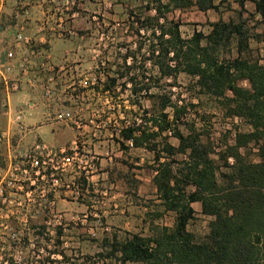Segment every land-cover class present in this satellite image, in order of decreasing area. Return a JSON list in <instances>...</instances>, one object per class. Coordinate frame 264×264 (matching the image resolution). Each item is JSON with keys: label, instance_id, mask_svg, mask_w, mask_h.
Returning a JSON list of instances; mask_svg holds the SVG:
<instances>
[{"label": "trees", "instance_id": "1", "mask_svg": "<svg viewBox=\"0 0 264 264\" xmlns=\"http://www.w3.org/2000/svg\"><path fill=\"white\" fill-rule=\"evenodd\" d=\"M223 5L233 12L229 19L211 21L208 32L195 30L189 37L182 34V21L168 16L193 8L220 11ZM145 7L156 11L138 21L153 29L150 58L158 72L140 79L128 76L133 67L125 65L120 75L128 76L135 95L146 91L151 107L144 108L141 124L134 122L121 134L154 152L152 184L162 210L153 216L164 211L175 216L149 236L106 238L107 256L139 264H264V51L253 45L264 44V0H147ZM181 74L198 97L213 100L225 118H239L244 128L234 124L216 141L210 130L189 120L190 108L203 100H174L164 87L176 86ZM153 83L160 91L149 94ZM124 175L135 182L129 172ZM196 202L211 216L204 234L189 229Z\"/></svg>", "mask_w": 264, "mask_h": 264}, {"label": "rangeland", "instance_id": "2", "mask_svg": "<svg viewBox=\"0 0 264 264\" xmlns=\"http://www.w3.org/2000/svg\"><path fill=\"white\" fill-rule=\"evenodd\" d=\"M146 4L147 0H64L63 23L80 25V30L74 36L87 44L91 57L89 67L80 68L79 71L90 69L102 79L95 92H80L79 98L72 101L78 105V109L83 108L79 115L86 125L77 128L67 124L80 132L75 138H79L81 147L91 150L97 159L93 172L85 175V172L80 171L77 175L80 195L66 191L65 201L61 204L66 218L65 264H139L130 261L124 263L114 256H107L110 246L105 245V239L112 241L117 236L122 240L135 233L149 236L154 233L155 227L170 226L174 221L173 212L164 211L162 217L153 216L157 210H162L157 189L152 184L155 174L152 166L156 165L154 152L127 145L121 134L126 124H141L144 108L151 107V100L144 97L145 90L139 95L132 92L133 84L128 76L136 74L141 79L143 73L155 77L158 72L157 68H153L155 58H150V45L155 39L153 29L142 27L138 21L139 17L143 19L144 16L156 14L154 9L148 10ZM248 7L253 9L250 3ZM232 13L223 5L220 11L204 12L193 8L176 10L168 16L180 19L183 36L189 37L195 30L208 32L211 21L220 17L229 19ZM251 22L254 24V21ZM63 28L69 34V30ZM253 45L264 51V44L253 42ZM144 61L145 69L142 68ZM125 65L133 68L128 76L122 77L121 72L127 71ZM113 77L117 78L114 85L110 82ZM170 80L161 84H167ZM189 83L190 78L181 74L176 86H164L172 91L174 100L178 96L181 100L193 103L203 100L198 107L190 108L189 120H194L198 127L204 126L210 130L211 137L216 141L234 124L243 127L239 118H225L213 100L206 96L198 97L197 92L190 89ZM243 84L247 85L246 82ZM152 86L149 94L160 91L156 83ZM106 89H110L108 93L104 92ZM84 90L81 88V91ZM40 114V111H35L30 116L26 112V122L37 121ZM203 115H206V120ZM37 134L43 142L53 146L69 145L74 135L61 125L43 127ZM87 134L92 135L90 141ZM171 141L177 142L175 138H171ZM122 142H125L126 147ZM127 172L135 182L130 183L126 179L124 174ZM67 180L71 181L73 177L68 175ZM193 206L196 213L189 229L204 234L209 230L211 216L202 213L200 203L196 202ZM84 213L89 214L86 222L80 220Z\"/></svg>", "mask_w": 264, "mask_h": 264}, {"label": "built area", "instance_id": "3", "mask_svg": "<svg viewBox=\"0 0 264 264\" xmlns=\"http://www.w3.org/2000/svg\"><path fill=\"white\" fill-rule=\"evenodd\" d=\"M43 2L56 3L57 12L64 5V0H17V15L28 16L33 5ZM6 3L7 0H0V17ZM24 29V24L18 25L11 47L4 52L5 61L0 59L1 80L7 96L23 91L27 77L39 86L50 106H64L79 98L80 92H95L102 81L96 72L82 70L67 80V71L73 70L74 65L54 64L48 42L38 40ZM57 33L64 37L66 29L62 27ZM69 33L75 34L72 30ZM14 72L17 75L11 76ZM81 109H59L55 120L82 128L86 124L79 115ZM21 120V115L16 116L17 129L29 130ZM0 143L6 145L0 154V264H65L66 218L61 204L66 191L80 195L77 175L80 171L85 175L93 172L97 156L82 148L79 138L69 145L53 146L36 139L23 146L21 139H16L12 124L0 131ZM126 143L134 145L132 139ZM68 175L73 180L68 181ZM88 219L89 214L84 213L80 220Z\"/></svg>", "mask_w": 264, "mask_h": 264}, {"label": "crops", "instance_id": "4", "mask_svg": "<svg viewBox=\"0 0 264 264\" xmlns=\"http://www.w3.org/2000/svg\"><path fill=\"white\" fill-rule=\"evenodd\" d=\"M56 3L43 2L33 5L30 15H17V0H7L4 12L0 17V59L5 61L4 52L12 45V39L19 24H24V31L27 34L35 36L42 42H48L52 54V62L60 65L65 62H70L74 65L73 70L67 71L66 79L69 80L75 74H78L80 68L89 67L91 57L89 55L87 44L82 43L79 37L66 33V36L60 37L57 33L58 29L66 27L67 30L76 32L80 30V25L66 24L64 21V5L61 6V12H57ZM70 14V12H69ZM44 24V28L41 26ZM92 63V62H91ZM17 72L11 74L16 76ZM23 91L12 93L9 96L5 94L4 84L0 74V131L10 124L13 125L16 131V139H21V145L25 146L36 139H40L37 131L46 126L61 125L63 128H68L73 132L75 139L80 133L63 122L55 120V114L59 109H67L77 111L78 105L73 102L67 103L64 106H50L46 103L42 96V91L39 86H35L29 82ZM35 111H40V116L37 121L32 123L26 122V112L33 116ZM22 116V123L26 126L27 131L22 132L17 129V124L14 123L16 116ZM55 134V130L52 131ZM88 140L91 139V134L86 135ZM6 150V145L0 143V154Z\"/></svg>", "mask_w": 264, "mask_h": 264}]
</instances>
